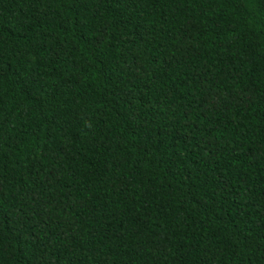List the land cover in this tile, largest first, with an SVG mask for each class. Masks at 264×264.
Wrapping results in <instances>:
<instances>
[{"label": "trees", "instance_id": "trees-1", "mask_svg": "<svg viewBox=\"0 0 264 264\" xmlns=\"http://www.w3.org/2000/svg\"><path fill=\"white\" fill-rule=\"evenodd\" d=\"M0 264H264V0H0Z\"/></svg>", "mask_w": 264, "mask_h": 264}]
</instances>
